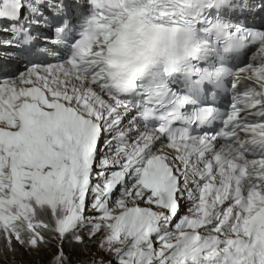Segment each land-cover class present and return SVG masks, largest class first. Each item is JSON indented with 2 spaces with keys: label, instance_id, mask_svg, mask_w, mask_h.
<instances>
[{
  "label": "snow or ice",
  "instance_id": "6c2138e0",
  "mask_svg": "<svg viewBox=\"0 0 264 264\" xmlns=\"http://www.w3.org/2000/svg\"><path fill=\"white\" fill-rule=\"evenodd\" d=\"M0 264H264V0H0Z\"/></svg>",
  "mask_w": 264,
  "mask_h": 264
}]
</instances>
